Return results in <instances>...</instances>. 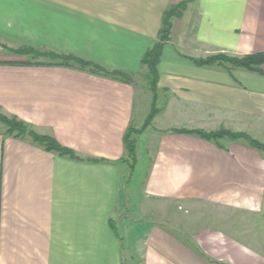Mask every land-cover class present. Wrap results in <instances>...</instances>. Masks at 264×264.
I'll use <instances>...</instances> for the list:
<instances>
[{
  "label": "crops",
  "instance_id": "obj_1",
  "mask_svg": "<svg viewBox=\"0 0 264 264\" xmlns=\"http://www.w3.org/2000/svg\"><path fill=\"white\" fill-rule=\"evenodd\" d=\"M189 1L0 0L1 44L145 79L165 12L184 5L161 49L163 104L134 169L145 152L140 195L169 224L131 219L145 202L120 213L130 202L122 159L140 115L135 84L0 51V112L82 158L0 132V264H264V152L177 132L224 129L264 145V75L194 62L264 52V0Z\"/></svg>",
  "mask_w": 264,
  "mask_h": 264
},
{
  "label": "trees",
  "instance_id": "obj_2",
  "mask_svg": "<svg viewBox=\"0 0 264 264\" xmlns=\"http://www.w3.org/2000/svg\"><path fill=\"white\" fill-rule=\"evenodd\" d=\"M195 1L196 0H190L189 2ZM183 11L184 5L178 6L177 8H170L165 12L162 20V28L159 34V40L145 53L143 57L142 64L147 68L146 80L149 89L152 91V93H154V103L152 105V111L149 114L146 123L143 126V129L141 131H138V134H142L147 128L152 125L153 119L158 113L156 107V97L159 79L158 63L160 60L161 49L168 41L171 40L173 19L180 16ZM0 51L25 57L26 60L23 63L24 65H59L64 67H71L88 71L95 75L117 79L122 82L134 85V76L130 75L127 72H123L120 70H111L92 61L73 55L59 54L51 51H41L29 47L12 49L1 43ZM194 62L200 67H220L229 73H231L235 69H243L248 72L264 75V52L245 56H231L228 54L219 53L204 59L194 60ZM0 123L5 126V134L7 136L19 139H30L32 142L44 148L46 151L56 153L59 156L69 157L73 160H82V158L79 157L73 150L62 146L55 138L48 135L39 134L27 123L19 120L16 117L6 116L0 113ZM134 132L135 129L132 126L127 130L124 139L126 154L122 159V162L130 166L132 171L135 169V166L137 164V144L135 139L131 138ZM177 132L182 134L194 135L217 144H219V141L223 139L232 141L242 140L248 146L264 152L263 144L242 133H234L224 129L212 132H207L204 130H177Z\"/></svg>",
  "mask_w": 264,
  "mask_h": 264
},
{
  "label": "rangeland",
  "instance_id": "obj_3",
  "mask_svg": "<svg viewBox=\"0 0 264 264\" xmlns=\"http://www.w3.org/2000/svg\"><path fill=\"white\" fill-rule=\"evenodd\" d=\"M212 56V55H211ZM145 69V68H143ZM145 73V72H144ZM133 82L136 86L137 89V93L139 94V96L137 97V112H140V115H138V117L136 116L133 128L135 129V132L133 134V136L131 137L132 139H135L136 144L138 143V140H140V143L146 144L148 142H150L148 139L150 138V134L151 133H145V134H138V131H141L143 129V123L144 120L146 119V117L148 116V114L150 113V111L152 110V94L150 93L147 85V80L144 78L143 72L140 73L139 75H137L136 77L133 78ZM161 103L163 104L162 101L157 102V108L160 109L162 108ZM141 104V105H140ZM1 113V112H0ZM3 114V113H1ZM5 115V114H3ZM7 116V115H6ZM169 122L167 121H163L160 120L157 122V124L155 125V127H165L168 126ZM153 127V125H152ZM6 128L5 126L0 123V132L5 131ZM153 130V128L151 129ZM146 132V131H144ZM153 132V131H151ZM148 138V139H147ZM264 141V140H262ZM264 143V142H263ZM137 147V146H136ZM139 166L136 167L137 169L134 171L131 170V168L129 169L131 171V180L128 179V177H126L125 181H129V183L127 185H125L124 189L125 192L127 193L128 191L130 192V194L128 195L127 200L129 201H125L123 202V213L120 212L121 214H125L127 211V207L126 204L129 203L130 205V210L132 209V207L135 208H139V206L145 202V208H147L146 210L143 208L142 210H140V212L135 213L136 210H134V214L133 212H127L130 215V218L133 220H140V219H146L147 221L149 220H153V221H160L162 220L163 223L169 224L168 221L164 220V214H160L161 212L159 211L158 208V203L157 204H153L149 201L146 202V200L143 201V199L141 198L142 196L140 194H142V177L145 174V171L147 169V161H146V156H145V152L144 154H141L139 157ZM130 167V166H129ZM126 168V167H124ZM124 175H127V172L124 173ZM131 182V183H130ZM130 185V186H129ZM128 186V187H127ZM134 193H137V195H134ZM142 202V203H141ZM126 213V214H127ZM164 213V212H163ZM118 215V213H117Z\"/></svg>",
  "mask_w": 264,
  "mask_h": 264
}]
</instances>
